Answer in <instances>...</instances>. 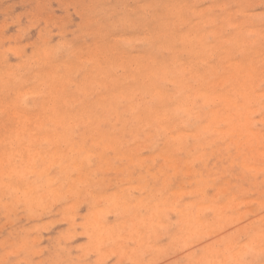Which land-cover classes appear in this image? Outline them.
<instances>
[{"label":"rangeland","instance_id":"rangeland-1","mask_svg":"<svg viewBox=\"0 0 264 264\" xmlns=\"http://www.w3.org/2000/svg\"><path fill=\"white\" fill-rule=\"evenodd\" d=\"M187 65L176 103L157 69ZM134 90L141 117L167 120L165 149L151 121L123 134ZM212 103L199 129L175 109ZM110 111L125 127L98 150L81 133ZM71 144L101 161H61ZM0 264H264V0H0Z\"/></svg>","mask_w":264,"mask_h":264},{"label":"bare ground","instance_id":"bare-ground-1","mask_svg":"<svg viewBox=\"0 0 264 264\" xmlns=\"http://www.w3.org/2000/svg\"><path fill=\"white\" fill-rule=\"evenodd\" d=\"M162 25H165V23H162ZM167 25V24H166ZM175 31L174 33L176 34L173 38L175 39H179L180 41H183L185 44H187V46L191 45V41L194 39V36H192L194 33H192L191 30H188L186 31L185 33L181 34V32H176V30H173ZM160 47V46H159ZM137 49V47H136ZM220 68L221 69H224L226 68V70H230V63L227 64V66H223V65H220ZM228 68V69H227ZM238 70V68H237ZM190 67L189 65L186 66V69L183 70L181 73V75H178V76H171V77H168V69L166 67H159L157 69V73H158V76L164 80V85L166 82H169L170 79H172L173 81H178V83H176V85L168 92H171L174 90V93L171 94V98L173 100V102H180L179 99L182 98L183 95L187 96V91L189 90V88L187 87L186 91L184 90V87L186 86L185 82L187 84H189V86H191L190 84ZM235 76L236 77H239V71H235ZM98 81V80H97ZM179 83L182 84V87L183 89L180 91V92H176L178 87H179ZM184 83V84H183ZM206 87V85H204ZM137 90H134V91H131L130 93H128L127 95L121 97L116 103H119V104H126L129 106L130 108V116H129V120H128V131H124L123 134L124 135H130V131L131 130H134L135 133H140V131H138L140 128H142V120L145 119V122L146 124L151 121L153 124H155L156 126H154L156 129H158V133L157 135H153V138L151 137V139H153V141L155 142L158 150L160 151L161 149H165L167 147V144H168V137H173L175 138V136L173 135H170L169 134V131L167 129V120L164 119L162 120L160 117H157L156 116V110H155V107L154 108H149L148 110V114L146 117H141L140 116V111H142L146 104L143 105V108L142 107H136L134 109V107L137 105L135 103L136 99H137V94H136ZM182 95V96H181ZM204 98V97H203ZM205 102V101H203ZM80 110L82 109V111L84 112V109H83V106L84 104H80ZM206 105V104H205ZM214 105V108L212 107ZM222 106H225L223 104H221ZM217 106L216 107V103H212L211 105H209L207 108L205 109H200V110H197L195 107L191 106V105H185V106H177L175 107L176 110H178V112H181L182 116H183V121L186 122L185 125H188L189 127L190 126H196L197 129H199L200 127H203V126H207V122L205 121V118L208 117L209 113V108H212V110L214 109V111L218 110V109H223V108H220V106ZM151 106H153V104H151ZM228 106V105H227ZM214 111L212 113H214ZM243 114H245L244 112H241ZM54 117L55 115L53 114L52 117H50V120L48 122V126L51 125V131L49 132H52V133H55V134H58L60 136H63V137H67V133H68V129L67 128L70 123H71V120L70 118H68V116L64 117L62 120L59 119V120H54ZM72 118H74L77 122H80L82 118H76L73 117L71 115ZM150 117V118H149ZM56 118V117H55ZM52 120V121H51ZM51 121V122H50ZM125 123H126V120L123 118V117H120L119 119H117L114 115V112L113 111H110L109 113H107L106 115H104L101 119L99 118H94V119H88V126H87V129H88V132L86 133H81L82 136L85 137V140H90L93 138V133H96L97 136L100 138V147L97 146V149L98 150H101L105 145H106V142H104V140H106L107 138H102V136L104 135H108V129L114 125H118V126H121V127H125ZM50 128V127H49ZM125 130H127V128H125ZM210 130L208 128H206V132H208V134L210 133L209 132ZM142 133V132H141ZM132 135V134H131ZM133 136V135H132ZM160 136H163L162 139H160ZM72 149L69 153L67 154H64V155H61L60 157V160L61 161H72L74 160L75 158L77 159H80V160H85V161H101L97 156H96V153L97 151L94 152V154H89L88 150L85 148V147H81V145L77 146L76 145H70ZM81 147V149H80ZM208 149L211 151V152H208V153H212V156L216 159H218L216 157V155L214 154L213 150H215V147L212 146V147H208ZM127 150V147L124 149H121L119 151V153L115 150V149H111L109 150V152L105 155V161H113V162H116V161H121V162H127V159L124 158L123 156V151ZM182 152H185L184 150H182ZM50 154V153H49ZM218 155H221V154H218ZM160 157H162V155L160 154L159 155ZM158 160H159V157H158ZM160 161V160H159ZM221 161H230L229 159L227 158H224L223 160ZM128 163V162H127ZM132 163V162H131ZM126 164V163H124ZM123 164V165H124ZM91 166L93 168H96L98 166V164L96 163H92ZM141 167V166H139ZM22 170V169H21ZM216 170V169H215ZM210 171V170H209ZM55 172V170L52 171V174ZM199 174L202 178L203 175H205L207 173L206 170H203V169H199ZM214 173V171H211L210 173H208V176H212ZM51 174V178L47 181L48 182V193L49 195H54L55 193H57V190L58 188H60V186L58 187L56 182H59L57 180V176H53ZM244 180L247 182V183H250L252 184L253 182L250 181V177L247 176L244 178ZM56 181V182H55ZM167 181V180H166ZM61 182V181H60ZM204 181H201L200 183H202ZM166 187V186H165ZM137 189V188H135ZM6 190V189H5ZM24 191V190H23ZM5 193V191H4ZM25 193V191H24ZM9 194V193H7ZM5 194V196L7 195ZM27 194V193H25ZM8 196V195H7ZM21 196V195H19ZM60 196V194H58V197ZM55 197V196H54ZM53 197V198H54ZM20 199V198H19ZM57 199V198H56ZM9 200V199H8ZM23 201V199H21ZM43 200V198H42ZM41 200V202H42ZM17 201L20 202V200L17 199ZM48 200H46V203H47ZM17 202V203H19ZM27 202V201H26ZM14 203V202H13ZM16 203V204H17ZM15 204V203H14ZM13 204V205H14ZM15 204V206H16ZM53 204V203H52ZM57 204V203H55ZM20 205V204H19ZM31 206V205H30ZM50 206V205H48ZM7 207V206H6ZM159 207V206H158ZM13 209V206L11 207ZM49 208V207H48ZM24 209V208H23ZM47 209V208H45ZM44 209V210H45ZM163 209V208H161ZM14 210V209H13ZM21 210V209H19ZM28 210V209H26ZM30 210V209H29ZM41 210V208H40ZM23 211V210H22ZM159 211V210H158ZM162 211V210H161ZM21 212V211H20ZM41 212L43 213V211L41 210ZM45 212V211H44ZM157 213V211H155ZM154 212V213H155ZM7 214V212H6ZM16 214V212H15ZM22 214V213H21ZM38 214V213H36ZM35 214V216H36ZM159 214V213H158ZM33 216V215H32ZM157 216V214H156ZM27 218H28V215H27ZM31 218V216H30ZM155 218V217H154ZM131 219V218H130ZM30 220V219H29ZM132 220V219H131ZM90 234V233H89ZM61 236V235H60ZM87 236H89L87 234ZM166 238V237H165ZM93 239H91L92 241ZM59 242V241H58ZM58 245V244H57ZM55 248V247H54ZM58 248V247H56ZM56 252H57V249H56ZM54 253V252H53ZM55 254V253H54ZM61 256V255H60ZM59 256V257H60ZM55 257V256H54ZM63 257V256H61ZM56 259H57V256H56ZM48 260V259H47ZM60 261V260H59ZM206 262H210V260H206ZM57 263V262H56Z\"/></svg>","mask_w":264,"mask_h":264}]
</instances>
